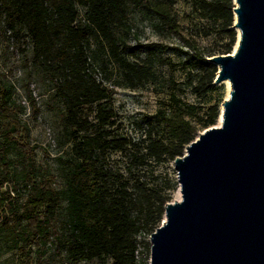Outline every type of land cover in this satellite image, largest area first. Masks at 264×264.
<instances>
[{"label":"trees","instance_id":"1","mask_svg":"<svg viewBox=\"0 0 264 264\" xmlns=\"http://www.w3.org/2000/svg\"><path fill=\"white\" fill-rule=\"evenodd\" d=\"M130 1L0 0V19L16 37L32 42L28 60L54 82V96L63 103L66 141L71 143L70 156L61 159L62 187L54 178L40 179L36 152L30 146V127L17 113L26 108L14 101V84L0 78V190L12 181V155L23 161L26 189L22 202L11 199V215L2 224L10 249L24 251L25 258L18 264H46L44 246L55 238L68 243L70 264H149L139 258L141 247L150 250L146 236L161 225L179 182L163 186L148 176V170L183 156L200 131L219 120L223 100L197 106L172 93L173 104L168 109L146 115L141 136L114 132L118 115L110 104L114 87L92 68L90 38L94 34L103 37L113 53L119 48L118 39L128 46L117 35L115 25L122 23L127 25L126 31L130 29ZM133 1L144 6L159 35L183 41L186 49L180 48L195 63L187 70L180 90L207 101L218 87V65L209 57L233 51L238 39L233 27L234 0H193L199 14L214 23L209 33L224 39L218 47H204L189 34L178 19L177 0ZM170 46L165 40H154L144 45L145 57H121L126 83L137 86L149 80L157 54ZM167 61L175 64L169 57ZM26 85L27 100L36 116L41 107L29 82ZM114 153H121L123 165L113 161ZM11 191L3 194L11 198ZM32 245L42 249L37 259L32 256Z\"/></svg>","mask_w":264,"mask_h":264},{"label":"water","instance_id":"2","mask_svg":"<svg viewBox=\"0 0 264 264\" xmlns=\"http://www.w3.org/2000/svg\"><path fill=\"white\" fill-rule=\"evenodd\" d=\"M234 3L237 47L209 57L231 84L222 122L175 159L181 199L150 235V264H264V0Z\"/></svg>","mask_w":264,"mask_h":264},{"label":"rangeland","instance_id":"3","mask_svg":"<svg viewBox=\"0 0 264 264\" xmlns=\"http://www.w3.org/2000/svg\"><path fill=\"white\" fill-rule=\"evenodd\" d=\"M127 7L130 29L126 31L127 25L117 23L115 30L117 35L120 34L125 38L128 46H123L121 43L123 41L118 39L119 48L116 53H113L109 43L103 37L94 34L90 38V47L94 55L93 57L91 55L92 68L98 77L114 87L110 104L118 114L117 123L114 127L116 134L132 137L141 136L146 128V115H157L159 109H168L173 104L172 93L188 102L195 103L197 106L217 100L224 101L229 96L231 85L228 79L226 82H215L218 87L210 94L207 101L192 94L191 91L182 93L180 85H184L186 72L195 63L192 58L188 61L185 52L180 48L184 47L182 46L183 41L178 40L176 36L163 38L162 35H159L153 29L152 18L142 4H137L131 0ZM82 11L84 12V10ZM176 11L180 23L202 46L218 47L224 41V39L219 38L218 34L209 33L212 31L214 23L199 14L193 0H177ZM154 40H165L171 46L157 54L153 65L154 75L149 80L137 86H129L123 77L121 57L135 60L145 57L146 47L144 45ZM31 55L32 42L30 40L24 41L23 36L20 35L16 37L5 20L0 19V78L14 84L13 99L16 104L26 108L24 112L18 110L17 113L30 127V146L36 152L38 177L40 179L54 178L56 184L62 187L64 164L61 159H66L71 154V143L66 141L65 123L62 115L63 103L60 98L54 96V82L44 76L41 68L28 60ZM168 57L174 61V65L167 61ZM27 82H29L33 95L38 101V106L41 107L36 116L33 115L30 102L27 100ZM222 103L220 104L221 109ZM216 125H219V121ZM12 158V181L0 190V264H18L20 259L25 258L24 251L10 249L11 241L6 237V230L3 229L2 225L4 220L11 215V199L14 197L17 202H22L26 197L23 161L15 155H12ZM112 159L120 165L125 162L121 153L112 154ZM148 176L163 186L168 182H178L175 161L154 164L149 168ZM14 186H17V189ZM5 190H12L11 198L5 197L3 194ZM180 199L181 192L179 188H176L172 191V201ZM64 232H67L66 229ZM144 236L141 237L142 240ZM146 239L150 241V236H146ZM44 247L46 251L43 259L46 264L71 263L68 258L69 247L67 242L55 238L53 241L47 242ZM32 248V256L37 259L42 249L37 250L35 245H32ZM27 250L28 248H26ZM139 258L141 261L148 260L150 264V250L142 246ZM81 264L101 263L82 261Z\"/></svg>","mask_w":264,"mask_h":264},{"label":"bare ground","instance_id":"4","mask_svg":"<svg viewBox=\"0 0 264 264\" xmlns=\"http://www.w3.org/2000/svg\"><path fill=\"white\" fill-rule=\"evenodd\" d=\"M239 36H240V32H238V38H239ZM236 47H237V43H236V46H235V48L234 49H236ZM230 82V81H229ZM231 85V84H230ZM221 122H222V117H220V119H219V125L221 124Z\"/></svg>","mask_w":264,"mask_h":264}]
</instances>
